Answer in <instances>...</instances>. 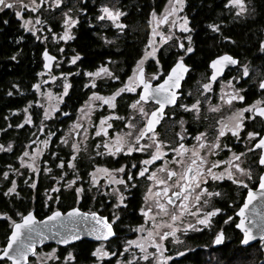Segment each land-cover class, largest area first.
<instances>
[{
    "label": "flooded vegetation",
    "instance_id": "1",
    "mask_svg": "<svg viewBox=\"0 0 264 264\" xmlns=\"http://www.w3.org/2000/svg\"><path fill=\"white\" fill-rule=\"evenodd\" d=\"M165 1L166 0H62V13L64 14L66 11H68V9H71L72 11L70 14L78 20L77 25L70 30L72 39L68 41H54L52 39L53 32L59 34L63 30L61 23L63 17L60 16L59 8H50L48 4H42L41 8L37 10V13H31L28 9L23 10L21 13L23 18L30 16V18L34 19L36 15H39L41 19L45 21L44 24L38 26L39 32H41V34L45 33L46 37L43 38L45 40L38 39L32 35L33 40L39 42L42 45L40 54L42 60V69L40 71H46L48 74L50 73L53 76H56L57 79L52 84L54 90L57 92H63V98L60 99V106H64L62 116H52V118L44 119L49 121L63 120L64 125L62 127H65L71 122H74V116L78 108L85 103L93 91L97 92L98 95L108 96L111 95L112 92L121 88L127 78L133 74L132 70L136 66V62L141 58V56L144 55L145 51L151 50L150 47L146 48V45L149 44V36L152 33V28L155 27V25L153 26L152 24L150 26L149 20L151 19V14L153 12L159 13L162 11ZM260 1L261 0H244L246 13L243 16H236L235 8H225L224 5L226 0H222L220 5L215 8V10L218 11L217 15L213 18V20L206 23L207 25L210 23L217 24L220 28V31L212 32L207 27L208 33L211 37L209 42L211 52L206 62H204L201 67L199 62V54L197 53L198 48H196V43L193 36L194 32L190 27L189 21L188 27L190 28V32L188 33L183 32L181 29L175 26H173L172 32L169 33L168 27L166 25L160 26V29L157 31L163 32L165 35L172 36V39L168 40L165 44H159V36H153V44L159 45L156 48V59L160 61L162 67L161 74L157 76L155 80H150V83L153 86L162 82L163 77L167 74V71L175 63L178 57H183V62L188 65L190 69L189 72L185 73L184 79L181 81L182 88L178 89V91L181 92V95L178 97V103L176 105L165 106L166 115L162 119V123L157 125L156 130L159 133L160 139L167 141L165 149L168 147L175 148L179 143H184L188 148L194 147L195 141L193 137H195L198 132H206L207 140L208 142H211L214 139L218 128L216 121L229 117L237 108L245 107L247 104H251L257 99H264V90H260L258 87L259 81L264 79V69L262 64L253 61L251 58L246 56V52H241L240 48L238 49V47L235 46L236 31H231L230 28H240L241 26H245L248 21L256 18L255 25L259 26L258 40L260 44L264 33V17L262 18L259 15ZM6 2H10V0H6ZM37 2L39 3L40 0H37ZM24 3L27 4L26 0H24ZM102 4H107L109 7L113 8H119L125 13V15L121 18L122 23L126 25L123 32L111 27L110 23L107 21H96L95 18L99 14L98 10ZM185 8L186 2H184V7L181 9L180 13L185 14ZM196 8L197 7H194V9ZM16 9L19 10L18 7L15 9L0 8V16H13V18L18 20L20 23L21 20L15 16V11H17ZM141 9L146 12V17L142 24H140L136 29L134 22L136 13L135 10L141 11ZM258 18L261 19L258 20ZM48 28H51L52 32H49ZM101 34H103L107 40L111 41V43L105 44L100 38ZM231 34H234V37ZM187 36L191 37V47L193 51L185 55V49L189 45L188 39H185ZM224 37H228V39L225 40ZM177 39H179V41L185 45V49H180L177 47ZM232 44L233 46L230 48L229 45ZM61 48L63 49V52H61ZM45 50H47L50 55L56 57V60L52 62L47 70L44 69V58L42 55ZM261 52L262 49L259 46V53ZM225 53L236 58L239 62V66H226L224 72L221 73V76L218 77L216 81L212 82V90L205 92L201 97L200 93L203 91L201 85L207 82V77L211 74V70L208 67L210 60ZM76 54H79L80 59L74 64H70L69 59ZM156 59L149 57L144 61L147 79H150L151 75L157 71ZM102 64L107 65L109 70L119 79L113 80L108 77L97 78L95 80V88H93L91 84H89V87L85 88V84L89 83V77H86L84 72L94 71ZM243 66L249 67L250 74L247 77L241 75ZM62 74L66 76V81L63 77L60 78ZM236 76H240L241 78L238 81H234V87H238L243 90L241 94L246 96V100L234 101L231 105H222L221 109L217 112L208 111L210 105H216L220 103L222 81L226 82L227 80ZM61 79H63L64 83L67 82L69 84V89L66 94H64L63 85L61 86L59 83ZM76 87H80L83 95L74 106L72 100L68 97L71 96V93ZM139 90L140 86L137 85V92L135 93L122 92L115 100L116 107L114 109H109L107 105L101 104L98 101L93 102L94 108L91 114L92 124L89 130V137L87 139V151H83L79 147V151L77 152L76 157L73 159L74 167L72 170H70V173L60 175V177L51 185L49 184L48 187L42 188L41 194L45 202L42 209V216H38L39 213L37 212L38 210L34 203V199H32L31 204L25 211H22L20 208H15L13 213H9L5 209H0V213H7V216L10 217L11 220L19 221L20 217H18L16 213L20 212L23 214L28 210H33L34 215L38 219L44 217L53 210L65 212L73 207H77L84 212H97L98 215L104 216L109 220L110 223H112L115 236L108 239L107 241H104L103 243L107 251L116 253V258H118L119 253L124 249V240L127 238L134 239L136 236L144 235L142 232H137L136 228L141 224L145 225L147 228L152 227V220H146L141 213L142 207L147 210L144 196L145 192L148 190L150 181H148L147 176L137 177L135 176V173L141 170L140 161L150 156L151 151L132 152L131 154L121 152L117 153L115 157H112L108 154L97 155V152L105 153V150L102 146L97 148V144L103 145L105 142V137L102 133L99 136L94 135L96 128L93 126L99 124L102 116H109L112 114L115 116L127 117L131 115L134 110L130 109L128 105L134 100L138 99ZM223 91L227 93L229 89L225 87ZM198 98L201 100V111L199 114L194 112H185L179 107V104H191ZM143 106L145 112L147 113H150L155 107H158L154 100L144 102ZM65 113L67 115H64ZM245 115L249 114L246 113ZM180 120L184 121L183 129L180 127ZM133 122L137 123V131L139 130V127L143 126V122L138 113L136 114ZM109 123L113 124V128L109 129L110 135L120 130L128 131V129L124 126L125 123H127V120L119 121L110 119ZM244 124L245 128L242 129L241 132L242 137H246L248 131H256L259 132L260 135H264V120H262L260 117L257 116L252 120H245ZM62 127L52 130L51 136H49V134H45L48 136V144L46 147L44 146L37 171L33 173L34 179L32 180L31 187L33 195L36 193L35 187L37 185V177L39 176L38 172L44 167L43 165L48 163L49 160V157L44 159V155L47 153L49 156V146L51 145V141L53 137L56 136V130L61 131ZM78 133L79 132L77 130L73 132L74 139L78 137ZM176 133H180V136H177ZM45 135L42 133V131H40L35 136L34 140ZM147 135L148 134H146L145 139H143L141 143L147 144L149 142ZM181 137H183V139H181ZM57 139L61 144L60 135ZM34 140L29 145H33ZM252 142L243 140L238 141L231 136L230 132H226L225 137H222L219 141L222 150L216 156H209V160L214 161L216 159H228L231 153L227 148L223 147L225 144H228L232 148V151L239 153L244 152L245 147L250 148ZM61 145L64 146V152L68 153L67 161L68 159H72L73 157L71 148L66 147L64 144ZM0 146L3 145L0 143ZM0 151H2V149H0ZM203 151H206V149ZM166 154L168 160H171L172 155H174L170 152H167ZM258 155V151L254 150L241 158L243 161L242 166L244 168H250L251 170V175L253 177L251 180L247 179V177L237 174L239 178L244 179L245 183L249 188H252L253 191L258 188L259 174L264 172V166H260L256 163ZM82 161H86L84 164L85 168L81 166ZM164 162L165 161L161 159L159 161L153 162V165H145L144 167H147L149 172H151L155 171V168L159 167L161 164H164ZM121 165L124 166L125 171L115 173L114 175L116 179L125 180V184L128 185L127 189H125L124 185L105 184V178L103 176L97 180L96 185L91 183V176L89 173H92L97 166L116 169L120 168ZM133 165H135V168ZM78 166H81L86 170ZM76 167H78V170ZM170 167L174 166L170 165ZM225 167H227L226 164L220 165L217 169H214V171H223ZM2 168L3 171L0 176L2 179V181L0 180V194L3 197H7L5 192L7 191L8 186H6V184L4 185L3 180L6 179L2 175L4 172H6L5 165ZM130 172L134 177V179L131 181L127 179ZM76 177L79 178L76 179ZM66 179L72 180V188H75V196L73 201L63 209L57 207L56 205H53L49 208L48 201L55 199L57 196L59 197L61 191L71 190V188H62V183L65 182ZM112 187L118 188L119 191L124 195L123 204L119 205L116 209H113V204L116 203V200L110 191ZM201 187L207 188L208 191L218 192L220 195L208 198V205H204L203 201H198L197 203L201 206V213H198L197 216L190 215V213L194 212L196 209L195 204L191 205L188 208V212L183 216L182 221L190 220V224H193L194 228H199L200 230L196 231L190 229L183 232L178 225L180 222H175L178 228L177 236H182L184 234V241L193 247L192 251L195 249H234L237 246H240L243 249L246 247L255 246L262 250V245H264V241L262 240L255 241L254 243H251L247 246H242L240 244L242 233L235 227V224L239 222L240 219V217L237 215V212L244 203V197L247 195V189L233 184L231 181L227 180V178L217 181H213L211 178H208L203 184H201ZM76 188L81 189L79 198H77ZM53 189H55V191H53ZM13 194H15L18 198L22 195L19 183H17V181L16 189ZM169 207L171 208L172 206ZM259 207L260 206H258V208ZM213 208H220L222 211L212 218L211 228L196 225V219L199 218L203 212L210 211ZM156 211L157 210L153 207L152 214L154 215ZM114 214L117 215V219L115 221L112 220ZM228 216H231L232 220L225 224L224 221ZM1 220H7L8 226H4V228L0 227V250H2L5 246L7 236L11 230L10 220L0 216V221ZM157 221L164 223V221H168V218L157 217ZM166 230L167 228L163 229L160 234L162 235ZM217 231H223L224 240L221 244L213 245L212 240ZM199 235L203 237L204 240L192 239ZM168 238L171 237L165 238L164 251L167 252L166 254L169 256L168 253H172L173 249L169 243L166 242ZM190 238L191 240H189ZM82 241H90L94 248L97 244L102 243L101 241H91L85 239ZM78 242L79 241L66 246H59L51 243L41 247H36L35 250L37 252L47 253L55 248L56 255L59 259V264L94 263L91 260L76 261L74 248ZM150 247L151 245L149 244L148 248ZM60 250H63L61 256ZM130 251L133 250L130 249ZM68 252L73 254V260L65 261L64 257ZM188 252H185L180 256L170 255L171 259L167 262V264H171L173 260L180 259ZM29 258V264H32L36 259V257L32 254L29 255ZM116 258H113L112 256L101 258L99 264H115ZM0 264H9V262L6 259L0 257ZM51 264H56V262L52 261Z\"/></svg>",
    "mask_w": 264,
    "mask_h": 264
},
{
    "label": "snow or ice",
    "instance_id": "2",
    "mask_svg": "<svg viewBox=\"0 0 264 264\" xmlns=\"http://www.w3.org/2000/svg\"><path fill=\"white\" fill-rule=\"evenodd\" d=\"M185 0H168V3L165 5L164 9L157 14L153 12L151 14V19L149 20V25L153 23L158 26L166 25L168 27L169 33L172 32L173 26L181 29L183 32H190L188 27L187 17L177 16L176 14L181 11L184 7ZM42 4H48L50 8H58L62 4V0H40L38 3L37 0H29V3L25 4L24 0H0V8L5 9H15V16L21 20V27L24 31L31 32L33 35L37 34L36 25L44 24L45 21L41 19L39 15L34 17L35 24L32 23V20L23 19L21 13L23 10L28 9L31 13H37V10L41 8ZM225 8L231 9L235 8L236 16H243L246 13V7L244 0H226L224 5ZM71 9H68L63 14L62 27L63 30L59 34L52 33V39L54 41H68L72 39L71 29L77 25L78 20L74 18L70 13ZM98 15L96 16V21L104 22L107 21L110 23L111 27L123 32L126 25L122 23L121 18L125 15L119 8L109 7L107 4H102L99 7ZM170 22V23H169ZM207 27L212 32H219L220 28L215 23H210ZM49 32H52L51 28H48ZM153 36H159V44H165L168 40L172 39L171 35H165L163 32L157 31L156 27L152 28V33L149 36V44L146 45V48L151 50L145 51L144 55L136 62V66L133 68V74L127 78L123 83V86L116 91L112 92L111 95L103 96L98 95L97 92L93 91L89 96L88 100L85 102V105L81 109H78V112H83V114L78 117V119H86L90 117L91 110L93 109V101H98L101 104L107 105L109 109H114L116 107L115 100L122 92H137V85L140 86L138 93V99L134 100L131 104L128 105L130 109H133V113L127 117L115 116L110 114L109 116H102L98 125H93L96 128L94 135L99 136L101 133L105 137V142L103 145L97 144V148L101 146L104 148L105 153L97 152V155L108 154L112 157H115L117 153L125 152L131 154L132 152H149L151 155L146 159L140 161L141 170L135 173L137 177L147 176L148 181V190L145 192V202L146 208H141V213L146 220H152V227L147 228L145 225L141 224L136 228L137 232H142L144 235L139 236L135 240H127L124 244L123 252L120 254L123 255L125 252H129V259L122 261L116 258L115 252L107 251L104 247V241H107L109 237L114 236L112 223L109 222L104 216H100L97 212H88L82 213L78 208H71L69 212L62 214L58 210H53L51 215L45 217L44 221H37L36 217L33 215L31 210H28L26 213L17 212L16 215L20 217L19 221L11 220L7 216V213H0V216L9 219L11 222L10 235L7 236V241L2 250H0V257L6 259L9 264H29V253L36 257L35 264H51L52 261H55L56 264H59V259L56 255V249L53 248L47 253L37 252L34 248V245L41 244L43 241L48 239H56L58 244H68L70 241H75L80 238L79 229L76 228L77 223H82L87 219H91L95 223L91 227H86L83 231H86L88 235L94 236L96 240L101 241L102 243L91 252V255L96 258L97 264L101 258L112 256L116 258V264H133V262L146 261L148 257L152 256L154 258V264H167L171 259L169 256L163 255L164 253V243L166 237H172L174 241L177 240V231L178 228L175 222L182 223L183 216L188 212V208L195 204L196 209L194 212L190 213L192 216H197L198 213H201V206L198 204V201H203L204 205L209 204V199L213 196H218L220 193L208 191L207 188L201 187L208 178H211L213 181L227 180L231 181L233 184L244 187L247 189V195L244 197V203L239 208L237 215L240 217L239 222L235 224V227L239 229L242 233V238L240 244H247L249 241L253 240V228H256L260 239L264 241V215L257 213L260 217L259 221L253 219H247L245 217V209L256 200L257 195L262 198V203H264V172H261L258 177V188L259 193H254L252 188H249L245 183L244 179H241L237 176L247 177L251 180L253 177L251 175L250 168H244L242 166V157L247 153L252 151H258V159L256 163L260 166H264V135H260L256 131H248L246 137H242V129L245 128L244 121L252 120L254 117H260L264 120V99H257L251 104H247L245 107L237 108L232 114L227 118H222L221 120L216 121L218 126L216 135L211 142H208L206 132H198L195 137V145L192 148L186 147L184 143H179L175 148L168 147L165 149L167 141L160 139L159 133L157 132V125L162 123V119L166 115L165 106L166 105H176L178 103V97L181 95V92L178 89L182 88L181 81L184 79L185 73L189 72V66L183 62V57H178L175 63L167 71V74L163 77L161 83H157L154 86L150 83V80H155L157 76L161 74L162 67L158 59H156V48L159 45L153 44ZM38 39L42 37L37 36ZM100 38L104 41L105 44L111 43L107 40L103 34ZM185 39H188L189 45L185 49V45L177 39V47L180 49H185V55L193 51L191 47V37L187 36ZM225 40L228 37H224ZM260 48L264 50V41L260 42ZM61 52L63 49L61 48ZM44 58V69H48L53 61L56 60V57L50 55L47 50L43 52ZM152 57L156 59L157 71L153 73L150 79L146 78L144 61ZM15 57H13L14 59ZM80 59L79 54L72 56L69 59L70 64H74L77 60ZM228 65H237L239 62L233 56L225 53L215 57L210 60L208 67L211 70V74L207 77V82L201 85L203 91L200 93L202 97L205 92L212 90V82L216 81L218 77L221 76V73L224 72L225 67ZM250 71L248 66H243L241 70V75L244 77L249 76ZM40 75V73H38ZM84 75L89 77V83L85 84V88L89 87V84L93 88L96 87L95 80L97 78L108 77L113 80L119 79L115 76L108 68L107 65L102 64L97 67L94 71H85ZM62 77L66 81V76L62 74ZM240 76H236L232 79L227 80L226 82L222 81L221 84V95L220 103L216 105H210L208 111L217 112L221 109L222 105H231L234 101H245L246 96L242 95V89L234 87V81L240 80ZM50 79L55 81L56 76H50ZM46 83V82H45ZM34 89L39 90V85L33 84ZM228 88L229 91L225 93L224 88ZM258 87L260 90H264V79L259 81ZM64 94L68 92L69 84L65 82L63 84ZM11 94V93H9ZM45 96L52 98L51 93H44ZM63 94L57 99H62ZM154 100L158 107H155L150 113L145 112L144 102ZM207 102V101H205ZM31 103V102H30ZM179 107L185 112H194L199 114L201 111V100L198 98L191 104H179ZM86 108L88 111H83ZM53 111L55 108L52 109ZM27 111V110H25ZM139 114L143 122V126L139 127L137 131V123H134L136 114ZM248 113L249 115H245ZM50 111L45 109V119L50 115ZM64 115H67L66 113ZM207 118V117H206ZM7 119V117H5ZM110 119H115L119 121L127 120L125 123V128L128 131L120 130L114 134L109 133V129L113 128V124L109 123ZM25 122L31 123V119L26 115ZM181 129H183L184 121H179ZM20 127V125H17ZM72 129H82L83 133L88 132V128L82 126L79 123H73ZM70 129V131L72 130ZM43 130V129H41ZM230 132L231 136L238 141H247L252 142L251 147H245L244 152H234L232 148L225 144L223 147L227 148L231 155L226 160L216 159L214 161L209 160V156H216L222 149L220 147L219 141L222 137H225V133ZM147 135L148 143L143 144L141 141L145 139ZM52 133H49L51 136ZM177 136H180V133H176ZM88 139L87 135L82 136L79 142H73L71 144L72 148V159H68L67 166L68 168H73V159L76 157L77 152L79 151V143L86 141ZM183 139V137H181ZM61 142L67 144L68 141L61 137ZM43 145L47 146V139L44 140ZM12 147L11 144L8 145L10 150ZM2 148V146H0ZM206 151H203L205 150ZM44 149L34 150L31 153L30 160L28 162L21 160L22 166L26 163L29 170H35L37 165L36 161L39 156V153ZM167 152L173 153L172 159H167ZM24 157L29 156V152L25 151L22 154ZM53 156L56 153H52ZM163 159L165 162L159 167L155 168V171L149 172L145 165H153V162ZM227 165L223 171L217 172L214 169H217L220 165ZM170 165L174 167H170ZM57 167H62V164H58ZM135 168V165H133ZM11 170V166H9ZM15 171V170H12ZM45 172H49L46 166L44 167ZM125 168L121 165L120 168L109 169L103 166H97L92 173H89L91 176V183L93 185L97 184V180L103 176L104 183L107 185H124L127 189L128 185L125 184L124 179H116L115 173L124 172ZM3 177L8 179V172H4ZM63 175V173H61ZM79 177H76L78 179ZM127 179L131 181L134 179L131 172L128 174ZM73 182H69L64 185L65 188L72 186ZM16 181L12 180L11 186L8 187L5 195H11L15 192ZM55 191V189H53ZM112 194L115 197L116 203L113 204V209H116L119 205L124 202V195L119 191L118 188L112 187L110 189ZM81 192L80 188H76L77 198ZM169 206H172L171 208ZM155 208L157 211L153 215L152 208ZM222 210L220 208H213L210 211H205L196 219V225L211 228L212 218L215 217ZM252 212H256V209L253 207ZM157 217H167V223H162L157 221ZM117 215L114 214L112 220L115 221ZM232 220L231 216H228L224 223ZM45 221L52 222L51 224H46ZM167 228L163 234H160L162 228ZM196 230L199 231V228H194L193 224H183V230ZM52 233V235H48ZM224 240L223 231H217L213 240V245L221 244ZM151 245L155 248L156 253L147 252L148 245ZM130 247H134L139 250V255L135 251H130ZM187 251V249H185ZM177 256L183 255V253L177 252ZM65 261L73 260V254L68 252L64 257Z\"/></svg>",
    "mask_w": 264,
    "mask_h": 264
},
{
    "label": "trees",
    "instance_id": "3",
    "mask_svg": "<svg viewBox=\"0 0 264 264\" xmlns=\"http://www.w3.org/2000/svg\"><path fill=\"white\" fill-rule=\"evenodd\" d=\"M185 15L189 20L191 29L194 32V40L197 53L199 54L200 67L206 62L210 54V34L208 33L207 22L213 20L218 11L216 7L220 5L222 0H185ZM258 3V2H257ZM259 15L264 17V0L259 2ZM194 7H197L194 9ZM135 28L142 24L146 17V12L141 9L135 10ZM261 18H258L260 20ZM255 19L250 20L245 26L234 29L236 31L235 46L240 48L241 52H246V56L253 61L262 64L264 69V50L259 53V26L255 25ZM229 31V30H228ZM230 31V32H231ZM234 37V34H231ZM41 44L33 40L32 34L25 32L18 20L13 16H0V143L3 146L12 145L0 151V176L5 165V171L8 172V179L3 180L4 185L10 186L13 179L19 183L22 195L16 197L15 194L3 197L0 194V209H5L9 213H13L15 208L25 211L31 204L32 199L37 207L38 216L43 215V205L45 204L41 194L43 187H48L55 182L61 173L69 174L73 168H68V153L64 152V146L58 141L60 130H56V136L53 137L49 146V156L47 153L44 159L49 157L48 163L43 165L50 169L44 172L40 169L37 177L36 193L32 194V180L34 175L32 172L27 173L25 170L19 176L12 171L18 168V158L35 138L42 133L49 134L52 130L62 127L63 120L49 121L42 116L41 107L37 104V93L32 87L38 80V73L42 69L41 64ZM232 45H229L232 48ZM13 57H15L13 59ZM78 84V82H77ZM79 86V84H78ZM11 93V94H9ZM83 92L80 87H76L71 96L73 105L80 100ZM31 102V103H30ZM27 110V111H25ZM64 106L61 105L55 113V117L62 116ZM26 115L31 119V123L25 122ZM7 117V119H5ZM20 125V127H17ZM43 129V130H41ZM52 153H56L55 156ZM86 161L81 162L84 167ZM62 164V167H57ZM11 166V170L9 169ZM78 166V167H81ZM78 167L76 169L78 170ZM82 168V167H81ZM85 168V167H84ZM82 168V169H84ZM86 170V169H84ZM0 180L2 181L1 177ZM74 189L69 191H61L59 197L51 199L49 208L56 205L59 208L67 207L74 199ZM87 195V194H85ZM7 224V225H6ZM8 226V221H0V227ZM203 239L200 235L192 238ZM191 240V238L189 239ZM204 240V239H203ZM203 242V241H202ZM76 261H89L93 257L91 252L94 249L90 241H79L75 248ZM60 256L63 250H60ZM264 264V252L255 246L234 249L222 248V250H205L195 249L186 253L183 257L173 260L171 264ZM78 264V263H77Z\"/></svg>",
    "mask_w": 264,
    "mask_h": 264
},
{
    "label": "rangeland",
    "instance_id": "4",
    "mask_svg": "<svg viewBox=\"0 0 264 264\" xmlns=\"http://www.w3.org/2000/svg\"><path fill=\"white\" fill-rule=\"evenodd\" d=\"M26 2L27 3H29V0H26ZM168 3V0H166L165 1V3H164V5H163V8H162V10L164 9V7H165V5ZM49 4H50V1H49ZM59 9H60V16L61 17H63V13H62V4H61V6L60 7H58ZM17 10V9H16ZM160 13V12H159ZM159 13H157V14H159ZM177 16H182V17H187L184 13H180V12H178L177 14H176ZM23 19H25V20H32V23L33 24H35V20L34 19H32V18H30V16H28V17H25V18H23ZM188 19V18H187ZM189 21V20H188ZM20 25H21V21H20ZM155 25V23H153V26ZM39 25H36V27H37V29H38V31H37V34L36 35H34L35 37H37V36H41L42 37V39L43 38H45L46 36H45V33H42L41 34V32H39V27H38ZM155 27H156V25H155ZM157 28V27H156ZM158 29H160V26H158V28H157V30ZM25 32H27V31H25ZM264 32V31H263ZM27 33H31V32H27ZM32 34V33H31ZM33 35V34H32ZM43 40H45V39H43ZM262 41H264V33H263V39H262ZM40 73V75H38L39 77H38V80H37V82H36V84L37 85H39V90H37V89H35V91H36V93H37V96H38V98H37V104L41 107V110H42V116H43V118H45V109H48L49 111H50V115L46 118V119H49V118H52V116H55V113L57 112V110L60 108V99H57V97H60L62 94H63V92H60V94H59V92H57V91H55L54 90V87H53V80H51L50 79V76H53L52 74H48L46 71H40L39 72ZM62 76H60V78H61ZM46 82V83H45ZM59 83H60V85L62 86L63 84H64V81H63V79H61L60 81H59ZM62 91V90H61ZM51 93V96H52V98L50 99L48 96H45L44 95V93ZM88 100V99H87ZM86 100V101H87ZM85 101V102H86ZM93 102H95V101H93ZM92 102V103H93ZM85 105V103L84 104H82L78 109H81L82 108V106H84ZM94 105V104H93ZM53 108H55V110L53 111L52 109ZM94 108V107H93ZM83 111H88L86 108H84L83 109ZM92 112H93V109L91 110V114H92ZM83 114V112H76L75 113V119H74V122L75 123H79V124H82V126H84V127H87L88 128V132L87 133H83V131H82V129H72V125H73V123L74 122H71L70 124H68L67 126H65V127H62L61 128V134H60V136L61 137H64L67 141H68V143L67 144H65V143H62L61 142V144H64L66 147H69V148H71V144L75 141V142H79L80 140H81V138H82V136H84V135H87L88 137H89V130H90V127H91V124H92V122H91V118H92V116L90 115V117H87L86 119H78V117H80L81 115ZM70 129H72L71 131H70ZM78 131L79 133H78V137L76 138V139H74L73 138V132L74 131ZM47 139V141H48V136H42V137H40V138H37V139H35L34 140V143H33V145L30 147V148H26L23 152H22V154L25 152V151H28L29 152V156L28 157H24L22 154L19 156V158H18V161H19V166H18V168L17 169H15V171H13L16 175L15 176H18V175H21L22 173H24V171L23 170H25L27 173H30V172H32V173H34V172H36L37 171V168H38V166H39V162H40V158H41V155H42V153H43V151H41L40 153H39V156H38V158H37V161H36V165H37V167H36V169L35 170H29L28 168H27V164L25 163L23 166H22V164H21V160H24V161H26V162H28L29 160H30V157H31V153H32V151H34V150H38V149H41V148H44V145H43V141L44 140H46ZM48 144V143H47ZM79 147L83 150V151H87V147H88V145H87V140L86 141H83L82 143H79ZM2 148H8V145L7 146H2ZM2 148H0V149H2ZM71 150H72V148H71ZM59 178V177H58ZM60 180V179H59ZM72 182V180H68V179H66V181L65 182H63L62 183V188L63 189H70V188H72V186H70V187H67V188H65L64 187V185H66V184H68L69 182ZM164 223H167L166 221H164ZM183 224H190V220H183L182 221V223H179L178 225H179V228H181L182 230L181 231H183L184 232V230H183ZM166 228V227H165ZM165 228H162L161 230H160V233L163 231V229H165ZM139 236H136L134 239H126V240H124V244H125V242L127 241V240H135V239H137ZM166 242H168L169 243V245L171 246V248L173 249V252L172 253H168L169 254V257H170V255H176V253L177 252H180V253H185V252H188L189 250H192V246H190L189 244H187V243H185V241H184V234L181 236V235H178L177 236V240L176 241H174L173 240V238L171 237V238H168L167 240H166ZM124 244H123V246H124ZM98 246V244L95 246V248ZM94 248V249H95ZM93 249V250H94ZM130 249L131 250H133V251H135L136 252V254L137 255H139V250L138 249H135L134 247H130ZM185 249H187V251H185ZM262 251L264 252V245H262ZM121 252H123V250L121 251ZM120 252V253H121ZM147 252H151V253H153V254H155L156 253V250L151 246L150 248H147ZM43 253H46V252H43ZM119 253V256H118V259H120V260H122V261H126V260H128L129 259V255H130V253L129 252H125L123 255H121ZM167 252H165L164 251V253H163V255H165V256H168L167 254H166ZM91 261H93L94 263H92V264H97V261H96V258L95 257H93L92 259H91ZM35 262H36V259L34 260V262L32 263V264H35ZM116 264V263H115ZM133 264H137V262H133ZM139 264H154V258L152 257V256H150V257H148V259L146 260V261H139ZM184 264V263H183Z\"/></svg>",
    "mask_w": 264,
    "mask_h": 264
},
{
    "label": "water",
    "instance_id": "5",
    "mask_svg": "<svg viewBox=\"0 0 264 264\" xmlns=\"http://www.w3.org/2000/svg\"><path fill=\"white\" fill-rule=\"evenodd\" d=\"M259 188H257L256 190H254V193H259ZM258 206H260L259 208H258ZM255 208L256 209V212L254 213V212H252V208ZM75 208H77V207H75ZM248 209H250V210H248ZM32 212H33V210H31ZM58 211H60V210H58ZM70 211V209H68L67 211H65V212H62V211H60L62 214H65V213H67V212H69ZM79 211L80 212H82V213H88V212H84V211H81L80 209H79ZM261 213L262 215H264V203H262V198L259 196V195H257V198H256V200H254L253 202H252V204L251 205H249V207L247 208V209H245V215H246V217H247V219H253V220H255V221H259V219H260V217L257 215L256 216V214L257 213ZM238 213V212H237ZM98 214V213H97ZM33 215H34V212H33ZM49 215H51V212L50 213H48L47 215H45L44 217H42V218H40V219H38L35 215V217H36V220L37 221H44L45 220V217H47V216H49ZM45 223L46 224H51L52 222H49V221H45ZM95 222L94 221H92L90 218L89 219H87V220H85L84 222H82V223H77L75 226H76V228L77 229H79L80 231H79V236H80V238L78 239V240H75V241H70L68 244H58L57 243V241H56V239H48V240H45V241H43V243H41V244H36V245H34V248H36V247H41V246H43V245H46V244H56V245H59V246H66V245H70V244H72V243H75V242H77V241H80V240H91V241H98V240H96L95 239V237L94 236H91V235H88V233L86 232V231H83V229H85L86 227H91L93 224H94ZM113 232H114V230H113ZM9 235H10V233H9ZM48 235H52V233H48ZM114 236H115V232H114ZM114 236H112V237H114ZM112 237H109L108 239H110V238H112ZM253 237H254V239L253 240H251V241H249L247 244H244V245H242V246H247V245H249V244H251V243H254L255 241H258V240H261L260 239V235H259V233H258V231H257V229L256 228H253ZM31 253H29V255H30Z\"/></svg>",
    "mask_w": 264,
    "mask_h": 264
}]
</instances>
